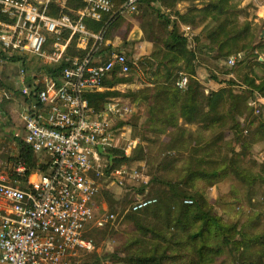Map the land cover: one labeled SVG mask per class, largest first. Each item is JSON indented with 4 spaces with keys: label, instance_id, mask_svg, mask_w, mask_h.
Returning a JSON list of instances; mask_svg holds the SVG:
<instances>
[{
    "label": "built area",
    "instance_id": "2783aa9c",
    "mask_svg": "<svg viewBox=\"0 0 264 264\" xmlns=\"http://www.w3.org/2000/svg\"><path fill=\"white\" fill-rule=\"evenodd\" d=\"M71 1L83 6L72 9ZM146 1L124 0L117 8L112 0H0V52L21 58L10 62L19 67L14 87L1 89L0 94L10 100L19 92L25 103L24 140L38 159L45 157L50 165L49 174L35 173L23 182L22 164L7 163L8 172L20 177L12 180L0 162V264H82L81 257L95 251L87 238L90 228L103 229L115 220V215L96 218L99 179L110 170V149L130 156L138 145L128 136L131 129L121 127L133 108L112 100L98 112L87 95L104 92L106 81L114 76L127 77L135 63L115 50L105 61L112 43L105 29L94 32L87 21L99 23L108 16L110 22L138 14ZM247 1L254 6L253 24L260 28L258 42L264 48L260 14L264 0ZM160 3L150 2L153 7ZM185 29L188 37L191 28ZM256 54L264 63V51ZM245 57L244 52L232 55L225 66L234 69ZM22 58L31 60L33 68L27 69ZM62 62L66 65L58 77L44 69ZM187 84L186 76L177 83L180 89ZM244 89L251 91L248 105L254 116L264 122V94L245 85ZM111 175L120 176L123 185L130 174L123 167L111 170ZM157 202L139 197L131 211H143ZM184 204L191 206L193 201L186 199Z\"/></svg>",
    "mask_w": 264,
    "mask_h": 264
},
{
    "label": "trees",
    "instance_id": "16d2710c",
    "mask_svg": "<svg viewBox=\"0 0 264 264\" xmlns=\"http://www.w3.org/2000/svg\"><path fill=\"white\" fill-rule=\"evenodd\" d=\"M123 1L112 0L117 8ZM151 1L146 2L150 4ZM185 1L201 4V7L195 6L185 14L178 13L180 21L190 27L191 31L198 25H204L202 36L196 37L197 52L188 49V38L179 32V22L166 19L162 36L156 37V40L152 37L148 39L149 42L161 44V48L154 50L151 58H148L147 63L152 69L151 74L146 73L150 86L132 93L133 100L147 108L145 125L148 132L167 136L168 150L179 157L170 158L168 166L164 168L175 171L176 179L160 181L156 176L153 178V183L159 182L164 185V188L161 187L157 192L156 205L134 213L131 207L136 200L133 202L129 210L131 214L127 219L134 225L135 232L132 238L122 244L118 253L124 258L120 262L223 264V261L231 256L241 264H264V232L254 234L243 226L223 223L201 194L189 193L187 190L199 180L214 185L212 180L222 179L230 172H234L237 181L245 185L251 186V181H255L253 169L246 168L237 161L246 159L243 150V154H237L235 158L226 162L228 159L221 154V148L217 147L224 138L217 139L216 132L229 130L230 127L233 131L240 128L238 117L249 110L247 98L229 88L206 93L198 78L197 67L202 51H216L218 58H222L225 63L232 55L245 49L252 47L256 53L263 52L264 48L253 38L251 24L249 22L241 24V12L237 10L235 0H161V3L173 8L177 3ZM82 6L77 1L70 2L72 9ZM87 24L94 32L105 29L106 38L115 40L120 37L119 31L123 29L124 23L123 17H116L109 22L108 16H105L102 22L87 21ZM106 51L108 54L104 57L105 61L111 56L109 50ZM183 52L185 56L182 57ZM126 56L128 57L127 54ZM20 59L10 57L6 52H0L2 61L17 62ZM22 59L27 69L33 68L31 60ZM258 63L264 65L263 62L258 61ZM65 65V62H62L57 67L44 69L47 73L58 77ZM182 76L188 78V84L184 89H180L177 85ZM256 80L248 77L244 83L252 91L264 94V77L259 83ZM122 82L123 79L114 76L106 81L104 92L88 94L87 99L94 110L101 111L110 99L121 96L122 94L114 89ZM5 85L0 84V90L7 88ZM190 126L198 127L197 135L188 130L187 127ZM204 133L214 136V140L207 141ZM259 134L261 137L264 136V126L258 130L253 138L254 142L257 141ZM200 135L206 145L198 151L187 154L183 160L186 151L190 150L191 142L201 146L200 141L203 142V139ZM16 145L18 156L9 157L8 164H22L26 168L25 176L21 179L23 182H27L35 173L49 174L50 165L40 164L38 157L24 139L16 138ZM214 148L217 149L213 153ZM139 149L143 154L142 146H139ZM218 149L221 157L214 161L212 158L218 155ZM136 150L137 148L130 156H125L120 150L110 149L107 159L111 165L107 174L111 173V170L119 169L118 167L125 163L146 160V155L136 159ZM210 164L214 168L206 169ZM260 169L261 175L259 174L258 179L261 177L264 181V162ZM4 173L12 180L20 179L12 172L4 171ZM186 199L192 200L193 205H185Z\"/></svg>",
    "mask_w": 264,
    "mask_h": 264
},
{
    "label": "rangeland",
    "instance_id": "374dc122",
    "mask_svg": "<svg viewBox=\"0 0 264 264\" xmlns=\"http://www.w3.org/2000/svg\"><path fill=\"white\" fill-rule=\"evenodd\" d=\"M237 10L240 11L241 24L249 22L252 26V36L258 41L260 28L253 25L256 18L254 6L247 0H235ZM201 7L198 2H179L173 8H169L161 3L157 7H153L149 2H144L138 14L128 15L123 17V29L120 30L119 44L120 48L116 52H123L128 55L130 60L135 63L131 73L127 77H122V83L115 86L116 91L122 95L112 100H121L133 108V114L128 117L127 121L121 124V127L131 129L128 136L138 140L136 159L146 155V160L129 162L121 165L120 168L126 167L129 174L123 178V185L119 184L122 180L120 176H113L111 173L106 174L104 178L99 179L101 185L100 194L96 200V218L102 219L106 215H115V220L109 222L103 229L90 228L87 236L94 242L95 251L91 254H85L81 257L82 264H125L122 261L124 258L119 252L121 246L129 238H132L135 232V227L127 219L131 214L130 207L139 197L158 198V190L163 187L162 183H153V178L156 176L160 181L176 179L175 171H170L166 168L168 162L173 158H179L174 152L168 150L167 136L154 135L148 132L145 122L147 117V108L139 102H135L132 93L139 92L150 86L146 73H152L151 66L148 65V58H151L152 52L159 50L161 44L159 42L152 43L148 39L151 37L156 40V37L162 36L164 33V24L166 19L171 22H179V32L183 36H187L185 24L178 18V13L185 14L188 10ZM130 25L132 27L130 28ZM138 27V28H135ZM204 25H198L188 35V49L192 52H197L196 37L202 36ZM171 28V27H170ZM127 30V31H126ZM251 33V32H250ZM204 44V43H203ZM110 53L114 49H108ZM246 55L245 60L238 64L234 69L225 67L222 58H218L216 51H202V57L198 64V69L205 71V79H202L203 87L207 91H218L224 88L234 90L236 94L243 95L247 98L248 104L251 97V91L244 89L246 78L257 79L259 82L264 77V65L258 63V55L251 48L243 51ZM185 56L184 52L182 57ZM19 67L15 63L2 64L0 63V84H6L7 88L14 87V80L18 76ZM246 86V84H245ZM21 95L16 92L14 99H2L0 94V119H7L13 122L6 106L18 107L21 101ZM108 101V102H109ZM20 108V107H19ZM248 109L241 117H238L240 128L236 131L223 130L217 134V139L223 137L224 141L219 142L217 147L221 148L223 154L228 160H231L237 154H246L245 160H237L240 165L246 168H252L255 181H251L252 185H245L237 181L234 172H230L226 177L214 179L211 182L199 180L195 184L187 188L189 193H199L208 204L212 207L214 213L222 219L223 223L228 225L243 226L251 233L264 232V181L260 177V166L264 162V136L258 135L256 142L253 138L258 133L264 122L254 116L251 108ZM20 111V109H18ZM122 127V128H123ZM132 127V128H130ZM190 132L198 131L197 126L187 127ZM201 133V131H199ZM207 141L214 140V136L209 133H204ZM203 142L201 146L192 143L190 150L186 151L183 160L187 154L198 149H202L206 145L204 138L200 135ZM206 141V140H205ZM15 142H9L1 145V150L5 158L17 154V145ZM143 148V154L139 149ZM195 148V149H194ZM217 148L213 149V153ZM134 151V150H133ZM133 153V152H132ZM220 154L212 159L218 160ZM171 158V159H170ZM211 159V160H212ZM168 160V161H167ZM39 161L46 163L45 157H40ZM179 165V164H178ZM208 170H212L214 166L211 164L206 166ZM261 175V174H260ZM257 178V179H256ZM223 264H241L235 261L231 256L223 261Z\"/></svg>",
    "mask_w": 264,
    "mask_h": 264
},
{
    "label": "crops",
    "instance_id": "0c3cea01",
    "mask_svg": "<svg viewBox=\"0 0 264 264\" xmlns=\"http://www.w3.org/2000/svg\"><path fill=\"white\" fill-rule=\"evenodd\" d=\"M260 14L264 15V11L260 12ZM253 25H255V24H253ZM135 28H138V27H135ZM109 41H110V43H112V47H110V48H112L114 50H118L120 48L121 44H119V38H117L115 40H109ZM0 63L8 64V62L2 61V60H0ZM198 68H197V75H198V78L200 79V81L202 82V79L203 78L205 79V77H206L205 71L200 70ZM257 83H259V82H257ZM202 84H203V82H202ZM208 92L209 91L206 90V93H208ZM21 101L22 102L18 103L19 104L18 107H13V106H6L5 107L7 112L9 111L10 115L12 116L11 118H12L13 122L8 121L7 119H5V120L0 119V148H1L2 144H7L9 142H15L16 143V138H15L16 135L19 136L18 138L24 139L25 131H24V124L22 122L21 115H22V112L24 110L25 103L23 102L24 100H21ZM18 109H20V111ZM17 156H18V152H17V154H15L11 157H17ZM8 160H9V157L5 158L3 155V151L0 149V162L2 164H4V166L2 167V169L4 171H8L5 168L7 163H8Z\"/></svg>",
    "mask_w": 264,
    "mask_h": 264
}]
</instances>
